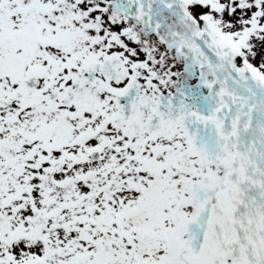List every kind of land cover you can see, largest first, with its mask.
Returning <instances> with one entry per match:
<instances>
[{"label": "snow or ice", "instance_id": "1", "mask_svg": "<svg viewBox=\"0 0 264 264\" xmlns=\"http://www.w3.org/2000/svg\"><path fill=\"white\" fill-rule=\"evenodd\" d=\"M0 264H264V0H0Z\"/></svg>", "mask_w": 264, "mask_h": 264}]
</instances>
